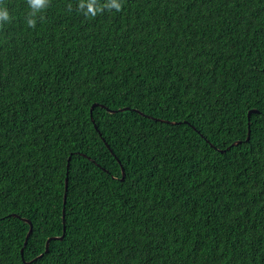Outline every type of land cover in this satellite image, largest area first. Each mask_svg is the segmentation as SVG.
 <instances>
[{
  "label": "trees",
  "instance_id": "16d2710c",
  "mask_svg": "<svg viewBox=\"0 0 264 264\" xmlns=\"http://www.w3.org/2000/svg\"><path fill=\"white\" fill-rule=\"evenodd\" d=\"M0 3V264H264V0Z\"/></svg>",
  "mask_w": 264,
  "mask_h": 264
},
{
  "label": "water",
  "instance_id": "95a60500",
  "mask_svg": "<svg viewBox=\"0 0 264 264\" xmlns=\"http://www.w3.org/2000/svg\"><path fill=\"white\" fill-rule=\"evenodd\" d=\"M96 106H102V107H105V106L102 105V104L94 103V104L91 106V113L93 112L94 107H96ZM106 108H107V110L110 111V112L125 111V110H129V109H130V107H123V108H120V109H118V110L111 109V108H108V107H106ZM137 111L140 112V113L143 114V115H146L144 112H142V111H140V110H137ZM257 112H259V110L256 109V108L251 109V110L248 112L249 129H248V137H247V140L250 139V135H251V127H250V124H251V122H250L251 115H252L253 113H257ZM146 116H148V117H150V118H153V116H151V115H146ZM92 120H93V122H95V121H94V118H93V115H92ZM158 120H160V121H166V120H162V119H158ZM166 122H168V121H166ZM172 123L175 124V123H178V122H174V121H173ZM96 129L98 130V126H97V125H96ZM240 142H241V141H235V142L233 143V145H236V144H238V143H240ZM106 144H107V146L110 148V146L108 145V143H106ZM212 145H213V144H212ZM70 161H71V157L69 158V160H68V165H67L68 173H67L66 180H65V195H64V203H66V201H67V190H68V187H69V169H70ZM118 162L121 164V167H122V174H123V175H122L121 180H124L125 177H126L125 167L122 165L120 159H118ZM15 215H16V214H15ZM22 219L30 225V229H29V231H28V233H27V236H26V238H25L24 245H23V247H22V249H21V255H22V257L24 258V249H25V247H26V245H27V243H28V240H29L30 235L32 234V231H33V223H32V221H31L30 219H28V218H24V217H23ZM65 221H66V219H65V209H64V215H63V222H64V224H65ZM65 231H66V225L64 226V234H63V235H61V236L50 237V238L47 240V243H46V250H45V252H48V251H49L50 242H51L52 239H63V238H64ZM43 255H44V253L40 254L38 257H42ZM38 257L34 258V259L31 260V261H28V263L33 262V261L36 260ZM23 260H24L25 262H27L25 259H23Z\"/></svg>",
  "mask_w": 264,
  "mask_h": 264
},
{
  "label": "clouds",
  "instance_id": "9594fccd",
  "mask_svg": "<svg viewBox=\"0 0 264 264\" xmlns=\"http://www.w3.org/2000/svg\"><path fill=\"white\" fill-rule=\"evenodd\" d=\"M95 0H93V3L89 4V11L94 15L97 12H100L103 10L104 7H107L108 9H115L116 11H120L122 7V0H109L108 3H106L103 6H93ZM48 3V0H28L29 8L31 9V12L29 13L26 23L29 27H35L37 20H36V13L40 9L46 7ZM81 8H83V3L80 5ZM11 19V15L9 10L3 5V3H0V24H3L6 21H9ZM123 175V174H122Z\"/></svg>",
  "mask_w": 264,
  "mask_h": 264
}]
</instances>
